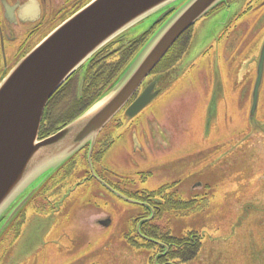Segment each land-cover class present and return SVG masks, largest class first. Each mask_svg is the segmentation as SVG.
<instances>
[{
  "label": "rangeland",
  "instance_id": "374dc122",
  "mask_svg": "<svg viewBox=\"0 0 264 264\" xmlns=\"http://www.w3.org/2000/svg\"><path fill=\"white\" fill-rule=\"evenodd\" d=\"M234 14L231 8L215 12L197 21L190 32L191 39L180 61L181 65L170 69L173 64L168 63L174 50L179 52V48H176L177 44L167 56L168 59L166 58L154 71L160 73L170 69L159 77L162 81L160 89L163 95L141 112L132 126L137 130H144L145 133L149 132L148 127H153L154 130L151 129V132L160 133L163 143L159 146L158 152L151 154L146 151L144 157L134 156L131 165L123 163V157L132 148L131 137L127 136L131 133V125L126 124L128 120H124L123 127L114 132L115 145L102 162V165L121 176H132L138 171H149L151 172L149 182L141 183L140 188H155L165 183L169 185L177 183L179 187L169 191V196L174 194L173 202L180 201L181 198L191 200L190 204L185 205L187 209L170 207L168 212L152 222L159 234L164 233L168 240L170 238L188 240L186 236L189 237L193 232L199 237L203 236L201 243L198 241L197 245L191 248L192 252L189 255L186 253L182 256L187 259L197 250L199 254L192 260H184L187 262L183 264H259L261 260L264 261V245H259V252L254 247L257 244L254 228L257 223L253 220L254 215L251 214L250 217L248 215L250 211L248 202L252 199L250 200L246 193L251 187L262 189L261 182L264 183V178L258 182L246 183L251 174V166H247L245 162V158L252 159L253 154L255 158L257 153L261 152H251L246 147L253 141L248 136L249 131L243 126V121H246L245 115L249 110L248 103L245 105L241 103L239 97L236 99L232 96V92L236 90L238 95L243 93L245 88L250 90L254 80V60L257 54L253 52L254 50H247L249 48L247 41L246 48L239 49L232 58L226 49L224 52L216 53L215 47L205 57L202 55L210 45L218 41L219 34L226 27L224 24L227 20H231ZM254 19L256 20L257 17L251 20ZM251 20H247L245 25L250 26ZM152 23V14L143 21L146 29ZM262 27L254 32L253 41H258L264 35ZM151 38L152 36L149 40ZM250 60L251 65H249ZM166 64L171 66L166 67ZM152 77H148L146 82ZM212 78L216 89L223 87L229 90L227 106L212 104L213 89H210ZM109 87V82H88L86 89L90 95L93 92L97 95L100 90H107ZM262 87L259 110L256 114L260 125L264 124V85ZM63 93L64 91L60 92L53 99L54 104L61 102V107L56 111L51 109L50 120L46 116L48 123L46 122V125L44 123L42 129L45 135L54 131L56 133L65 122H68L67 124L72 122L75 116L69 114L74 98L72 96L62 98ZM211 110L219 114L215 115L212 121L207 116ZM121 116L122 114H118L106 131L109 128L113 131ZM252 124L250 123V128ZM59 125L61 128H58ZM119 135L122 137H118ZM76 157L74 158L76 168L71 174V181L81 180L87 169L84 166L85 162H82L80 157ZM128 157L131 160L132 154ZM70 166H66L65 171ZM257 167L264 169V158H260ZM65 171L62 168L61 172ZM194 182H202L201 185L204 186L194 188L191 186ZM69 185L71 186L70 183ZM205 185H210V189L207 190ZM64 190L65 188L52 197V200L59 199L61 204L58 217L54 219H59L58 221L45 222L49 217L46 219L34 217L35 220L31 221V227L29 225L30 228L28 227L29 230L24 233V240L20 243L12 241L11 233L4 235V232L0 237V264H152V258H149L150 252L132 250L125 240L134 216L142 213L140 207L106 193L99 194L100 197L95 196L99 192L98 188L90 184L81 186L70 197H66L70 195L67 194L60 198ZM81 198L83 202L79 203L77 200ZM37 200L25 209L29 220L33 216L45 214L35 212L36 208L42 207L41 204L37 205ZM101 210L111 216L113 220L111 227L103 232H97L91 226L85 228V219ZM152 220L151 216L150 219L144 220L142 225ZM70 232L74 233V237L75 233L84 234V241L87 242L77 244L69 235ZM45 238L48 241H55L56 246L49 245L45 249L43 247L41 250L38 249L45 245ZM72 239H74L73 244ZM157 251L158 249H155L153 256ZM156 261L158 257L153 263L157 264Z\"/></svg>",
  "mask_w": 264,
  "mask_h": 264
},
{
  "label": "flooded vegetation",
  "instance_id": "af4514ba",
  "mask_svg": "<svg viewBox=\"0 0 264 264\" xmlns=\"http://www.w3.org/2000/svg\"><path fill=\"white\" fill-rule=\"evenodd\" d=\"M94 1L96 0H0V84L4 82V80L9 76L13 69L27 55L33 52L38 46L42 44L43 41L53 35L56 30L72 20L76 15L81 13ZM180 7L181 6L179 5V3H172L171 5H167L161 10L152 13L153 23L147 29L143 24V21L146 20V18H144L119 34L110 42L105 44L89 60L82 64L81 67L67 80V83H65V85H63V87H61V89L59 90V93L64 91V93L62 94L63 96L61 95L62 98H70L71 96L74 98V101H72V104L70 105L69 114L71 113V116L82 114L89 107L87 106L89 102L96 96L93 91L92 95L88 93V89H86L88 82H109L110 87L108 89H110L112 85L119 79L122 72L129 66L139 50L143 48L149 38L153 36L154 33L158 29H160L161 26L167 20H169L172 17L173 13ZM231 8L232 12L235 13L233 18L229 20V22L227 23L228 25H226V27L219 34L218 41L210 45L209 48H207L206 51L202 53V55L203 57H205L215 47L216 53L220 51L224 52V50L226 49V51H229L230 53V58H232V55L235 54V52H238L239 49L246 48L245 43L247 41H249V48L247 50H254L253 52L257 54L255 60L253 58V60L255 61V70L253 76L254 80L250 86V90L248 88H245L243 89V93L241 92L240 95H238V91L236 90L232 92V96L236 99L237 97H239L241 99V103H244L245 105H247L248 103L249 110L247 111L245 118L242 117L246 119V121H243V126H245L246 130L249 131L248 136H250L253 141H251L252 143L249 142L246 147H248V150L251 152L260 151L261 153H257V156L255 158L253 154L252 159L245 158L247 166H251V174L246 183L248 181L258 182L260 179L264 178V169L262 167H257V162H260V158H264V124L260 125L256 119V114L259 110V102L257 105L258 109L254 113V115L252 114L251 108L253 103L252 96L254 94V90L256 88L255 84L258 79V69L261 57L260 53L264 47V35L259 38L258 41L253 40L254 32L257 31L261 26H263L262 28L264 29V0H224L220 2V4L215 6L214 9L208 12L205 17L215 14V12L230 10ZM253 17H257V19L251 20L253 19ZM247 20H251L252 24H250V26L249 24L245 25ZM192 29L187 32H189L190 34ZM231 31H233V33L230 34ZM181 60L175 62V64H173L170 69L180 66ZM251 62L252 61L250 60L249 65H251ZM240 65L243 66L244 64ZM170 69L164 70L160 73L154 72L156 70L155 69L149 76H153L152 79H150L149 82H144L134 98L119 113V115L122 114L120 118L121 120L118 119L119 122H117V126L113 127V131H110L111 128L106 131V129L108 128L107 126L104 129L105 131L103 130V133L101 132V134L97 138V142L92 153L93 170H91V166L89 163L90 148L87 147L77 156L80 157L82 162H85L84 166H86L87 168L85 171V176L81 180L71 181V174L76 168V164L74 162L75 159L73 160V162L71 161L70 163L65 165V167L63 168L64 171L66 166H71L64 173L61 172V169L45 186L41 188L38 194L30 202L32 203L34 200L38 199L37 205L41 204L40 206L42 207H39L40 209L36 208L35 212H42L45 214H40V216H33L29 220V215L25 211V209L30 204L29 203L8 227L4 235H8L9 233H11V235H13L12 241L20 243L24 240L23 235L27 230H29V225L31 227V221L33 219L35 220L34 217L45 219L49 217V220L45 222L52 221L53 223H55L59 220L54 219H57L58 217L57 213L61 210V204L59 202V199L55 198L52 200L53 195L55 196V194L60 193L61 190L65 188L60 198L67 194L70 195H67L66 197H70L81 186L90 184L98 188L99 192L95 194V196L100 197L102 193H106L114 198H117L118 200L127 202L128 204L133 205L134 203H129L128 201L124 200V198H128L130 200L138 202L134 205L140 207L142 209V213L134 216L131 222V227L128 230L129 232L125 237L128 246L132 250H144L150 252L151 255H149V258H152V264H154L153 261L157 257V264H183L187 262L184 260L194 259V257L199 254V250L196 251L194 257H190L189 259H186V257L182 255L186 254L188 250H191V248L193 249V247L197 245L198 241L201 243V238H203V236L199 237L196 234H193L192 236L187 237L188 240L183 242V244H179L175 243L174 241L168 240L169 238L163 235L164 233L162 235L159 234V231L155 229L156 227L152 225V222H155V220H157L160 216H163L166 212L169 211L170 199L172 202L174 201V198L171 197H174V194L169 196V191L171 189L178 188L179 186H177V183H175L176 185H174V183L170 185L168 183H165L155 188H140L139 186H141V183L147 184L149 182V179L151 178V172L138 171L135 175L132 174V176H121L111 168L102 165L103 159H105L106 154L113 148L116 143L114 132L123 127L124 120H128V123L126 124L131 125V133L127 134V136L131 137L132 148L128 152V154L123 157V163H130L131 165V163L134 161V156L144 157L147 154L146 151L150 152L151 154L154 152H158L159 146L163 143V137L161 139L160 133H158L157 131L151 132V129L153 127L147 128L149 129L148 133H145L144 130H137L134 126H132V124L138 117V115L132 119H129L126 111L128 107L138 98L142 91L151 84H155V91H160L159 96L161 97V95H163V91L160 89L162 81L159 77L163 76L164 73L166 71H169ZM82 81H84L85 84L83 90L80 91V84ZM112 82L114 83L111 84ZM263 85L264 72L263 81L258 96L259 101ZM235 88L237 89L238 87L235 85ZM210 89H213L211 98V100H213L212 104L216 106L224 104L227 106L226 100L230 97V94H228L229 90L223 87L216 89L215 83L213 84V78ZM59 93L57 92V94ZM61 96L58 98L59 101L61 99ZM53 101L49 102L45 108L41 128L39 131V140L45 139L55 133V131L49 133L48 135H45V132L42 133L44 123L45 125L46 122L48 123V120H46V118L48 117V119L50 120L52 110L56 111V109L61 107V102H58V104H54ZM219 112L220 110L218 109V113ZM215 115L217 116L219 114L211 110V112H209L207 116L210 118L209 120L212 121ZM49 123L51 124L50 121ZM67 123L68 122H65L63 124V127L67 125ZM250 123H253L252 128H250ZM45 129L48 130V127L45 126ZM118 137H122V135H119ZM129 154H132L131 160H129ZM60 172L62 174H60ZM69 183L71 184V186L69 185ZM201 183L194 182L191 186H193L194 188L204 186L201 185ZM261 184L262 189L251 187L249 191L246 192L249 199H252L248 202V209H250L248 215L249 217L251 216V214L254 215L253 220H255V223H257V225H255L254 227L256 231L255 242L257 244L254 247H256V251L258 252L260 251L259 245H264V183L261 182ZM205 186H207V190L210 189V185ZM48 187L50 188V190H48ZM49 191L50 193H48ZM77 201L80 203L83 202V199L81 198ZM183 201H185L186 204H190L191 202V200ZM151 216L153 220L142 225L143 221L146 219H150ZM238 218L240 217L238 216ZM112 222L113 220L111 216L103 212L102 210L91 216H88L84 221V223H86L85 228L91 226V228L93 230L95 229L97 232H103L109 229L112 225ZM69 224H71V221H69ZM69 235H71L79 245L87 242L84 241V234L75 233L74 237V233L70 232ZM74 239H72V244L74 243ZM151 240L157 243H154ZM55 244V241H48L45 238V245L40 246V248L38 249L41 250L42 247L45 249L49 245L56 246ZM15 245L16 243L14 244V249L16 247ZM155 249H158V251L156 252V255L153 256V252H155ZM262 261L263 260H261L259 264H261Z\"/></svg>",
  "mask_w": 264,
  "mask_h": 264
},
{
  "label": "water",
  "instance_id": "95a60500",
  "mask_svg": "<svg viewBox=\"0 0 264 264\" xmlns=\"http://www.w3.org/2000/svg\"><path fill=\"white\" fill-rule=\"evenodd\" d=\"M222 1L96 0L13 69L0 84V237L41 188L87 147L93 170L92 153L101 132L129 104L184 33ZM172 3L181 7L135 55L112 87L72 122L39 140L48 102L81 65L119 34ZM260 55L253 115L263 81L264 47ZM84 84L82 81L80 91ZM154 86H147L128 107L129 119L159 96Z\"/></svg>",
  "mask_w": 264,
  "mask_h": 264
},
{
  "label": "trees",
  "instance_id": "16d2710c",
  "mask_svg": "<svg viewBox=\"0 0 264 264\" xmlns=\"http://www.w3.org/2000/svg\"><path fill=\"white\" fill-rule=\"evenodd\" d=\"M190 39H191V37H190V34H189V32H185L184 33V35L174 44V46L175 45H177V47L176 48H179V52H178V50H174V53L171 55V60L168 62V63H170V64H175V62H177L178 60H181L182 58V56L185 54V52H186V50H187V45H188V41H190ZM181 41V42H180ZM180 42V43H179ZM182 42H183V44H182ZM172 51V50H171ZM171 51L164 57V60L167 58V56L171 53ZM170 57V56H169ZM178 60H177V59ZM168 59V58H167ZM164 60L162 61V62H164ZM168 61V60H167ZM161 62V63H162ZM160 63V64H161ZM159 64V65H160ZM170 64H166V67L167 66H170ZM114 82H112V84H113ZM109 90V89H108ZM59 92V91H58ZM106 92V89L105 90H100L99 92H98V94L89 102V104L87 105V106H91L100 96H102V94H104ZM57 95V93L50 99V101L49 102H51V101H53V99L55 98V96ZM48 102V103H49ZM88 107V108H89ZM87 108V109H88ZM86 109V110H87ZM85 110V111H86ZM81 114H77V115H75L74 116V118L73 119H76L78 116H80ZM73 119H72V121H73ZM64 122V121H63ZM63 124V123H62ZM66 126V125H65ZM62 128H63V126H61ZM60 126L58 127V128H61ZM81 153V152H80ZM79 153V154H80ZM78 154V155H79ZM78 155H76V156H78ZM75 158V157H74ZM74 158L71 160L72 162H73V160H74ZM70 161V162H71ZM69 162V163H70ZM172 197V196H171ZM175 204V205H174ZM171 205H173V206H171ZM185 205H188V204H186V202L185 201H183L182 199L180 200V201H177V202H172V201H170V207L172 208H174V209H181V208H185ZM170 209V208H169ZM185 209H187V208H185ZM155 229H157V228H155ZM193 234H196V233H194L193 232ZM193 234H191L190 236H192ZM188 236H186V238H187ZM170 240L171 241H174L175 243H179V244H183V242H185L186 241V239L184 240L183 238L182 239H179V238H170ZM192 251L191 250H188V252H187V255H189L190 253H191ZM195 254H196V252H194V254H193V256H190L191 258L192 257H194L195 256ZM190 257H187V259H189Z\"/></svg>",
  "mask_w": 264,
  "mask_h": 264
}]
</instances>
